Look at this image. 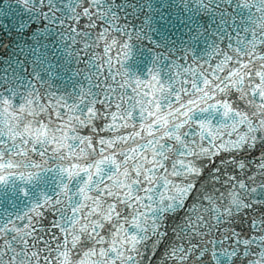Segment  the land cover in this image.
Returning <instances> with one entry per match:
<instances>
[{
    "label": "snow or ice",
    "instance_id": "6c2138e0",
    "mask_svg": "<svg viewBox=\"0 0 264 264\" xmlns=\"http://www.w3.org/2000/svg\"><path fill=\"white\" fill-rule=\"evenodd\" d=\"M196 2L219 22L206 54L141 78L110 0H37L89 52V87L0 94V264H264V0Z\"/></svg>",
    "mask_w": 264,
    "mask_h": 264
},
{
    "label": "water",
    "instance_id": "95a60500",
    "mask_svg": "<svg viewBox=\"0 0 264 264\" xmlns=\"http://www.w3.org/2000/svg\"><path fill=\"white\" fill-rule=\"evenodd\" d=\"M33 0H0V86L9 68Z\"/></svg>",
    "mask_w": 264,
    "mask_h": 264
}]
</instances>
